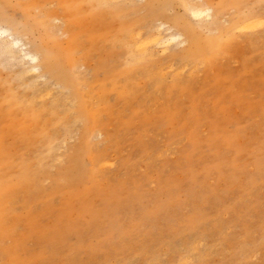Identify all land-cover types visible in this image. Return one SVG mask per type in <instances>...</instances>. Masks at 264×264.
<instances>
[{
    "label": "rangeland",
    "instance_id": "374dc122",
    "mask_svg": "<svg viewBox=\"0 0 264 264\" xmlns=\"http://www.w3.org/2000/svg\"><path fill=\"white\" fill-rule=\"evenodd\" d=\"M204 1L0 0V264H264V0Z\"/></svg>",
    "mask_w": 264,
    "mask_h": 264
},
{
    "label": "bare ground",
    "instance_id": "6f19581e",
    "mask_svg": "<svg viewBox=\"0 0 264 264\" xmlns=\"http://www.w3.org/2000/svg\"><path fill=\"white\" fill-rule=\"evenodd\" d=\"M107 1L111 2V0ZM199 1H201V3L187 6L184 0H179L181 7L184 9V13L193 20L195 25L202 26V24H205L212 15L216 16L217 14L213 7L208 5L204 0ZM100 2H103V0H100ZM261 20L262 18L256 15L255 11V13L249 14L243 20L237 22L230 31L234 32V30H238V32H243L249 29L252 30L253 28L257 29L263 24ZM162 28L158 27L156 30L145 36H141L140 32L139 34L135 33L136 35H133L132 40H134L135 44L138 46L137 50L140 51L143 56L153 58L155 55H161L169 50L170 45L177 43L179 35L173 34L170 31V33H164ZM179 43L183 45L182 41ZM0 46H2L4 52L12 59H16L15 56H17V60L23 62H36V57L27 52L23 48L24 45H22L18 39L13 38L8 29L0 28ZM36 70L37 65L34 64L30 67V71L35 72Z\"/></svg>",
    "mask_w": 264,
    "mask_h": 264
}]
</instances>
